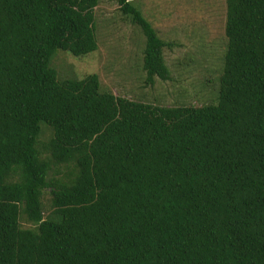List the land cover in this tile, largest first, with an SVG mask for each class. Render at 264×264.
<instances>
[{"label": "trees", "instance_id": "trees-1", "mask_svg": "<svg viewBox=\"0 0 264 264\" xmlns=\"http://www.w3.org/2000/svg\"><path fill=\"white\" fill-rule=\"evenodd\" d=\"M98 2L0 0V264H264V0H224L201 106L58 77V49H98ZM116 2L145 37V82L170 79L171 42Z\"/></svg>", "mask_w": 264, "mask_h": 264}, {"label": "rangeland", "instance_id": "rangeland-1", "mask_svg": "<svg viewBox=\"0 0 264 264\" xmlns=\"http://www.w3.org/2000/svg\"><path fill=\"white\" fill-rule=\"evenodd\" d=\"M159 35L171 42L163 51L170 79L145 82V37L116 0H99L94 9L98 49L75 57L58 49L51 65L60 79L99 75L102 87L165 106H201L214 102L219 89L226 39L224 0H132ZM47 131H44L46 133ZM47 134V133H46ZM45 193V215L49 211ZM23 226L27 224L22 221Z\"/></svg>", "mask_w": 264, "mask_h": 264}]
</instances>
